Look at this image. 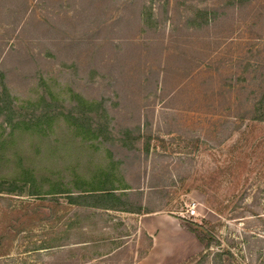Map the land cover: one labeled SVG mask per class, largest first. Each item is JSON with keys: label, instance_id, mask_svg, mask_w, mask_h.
Instances as JSON below:
<instances>
[{"label": "rangeland", "instance_id": "obj_1", "mask_svg": "<svg viewBox=\"0 0 264 264\" xmlns=\"http://www.w3.org/2000/svg\"><path fill=\"white\" fill-rule=\"evenodd\" d=\"M109 160L139 214L23 180ZM0 264H264V0H0Z\"/></svg>", "mask_w": 264, "mask_h": 264}, {"label": "trees", "instance_id": "obj_2", "mask_svg": "<svg viewBox=\"0 0 264 264\" xmlns=\"http://www.w3.org/2000/svg\"><path fill=\"white\" fill-rule=\"evenodd\" d=\"M74 126L76 128L75 133L77 135L81 134L83 139H98L101 136L98 133V129H86L87 126L82 124H75ZM137 130L139 131V129ZM125 132L128 133L127 130ZM114 167L115 164L111 160H109L104 166L102 164H97L88 174L73 175L67 183H63L61 180L48 182L46 190H43V183L39 184V179L30 170L26 169L24 171L25 177L23 180L24 182H28V194L32 196H40L41 194H44L45 196H54L61 193L65 195L64 197L68 204L79 209L92 210V212L124 211L139 214L141 212V205H135L130 201L129 195H131V191H126L129 187L125 183L115 185L114 175L111 172ZM43 191H45V193H42ZM39 201L44 200L39 199ZM192 228L193 230L201 231L203 233V230L199 226L195 225ZM204 240H206L205 237ZM87 242L88 241L78 243ZM205 248L207 249L208 246L205 245Z\"/></svg>", "mask_w": 264, "mask_h": 264}, {"label": "crops", "instance_id": "obj_3", "mask_svg": "<svg viewBox=\"0 0 264 264\" xmlns=\"http://www.w3.org/2000/svg\"><path fill=\"white\" fill-rule=\"evenodd\" d=\"M139 223L141 224V227L146 230L148 236L152 237L153 234L155 233L154 232V226L148 227V226L144 225V224H146V221H144V219H142V217L139 219ZM157 226L158 225H156V228H158ZM153 246H154V243H153Z\"/></svg>", "mask_w": 264, "mask_h": 264}, {"label": "built area", "instance_id": "obj_4", "mask_svg": "<svg viewBox=\"0 0 264 264\" xmlns=\"http://www.w3.org/2000/svg\"><path fill=\"white\" fill-rule=\"evenodd\" d=\"M191 212H194L193 209H191Z\"/></svg>", "mask_w": 264, "mask_h": 264}]
</instances>
